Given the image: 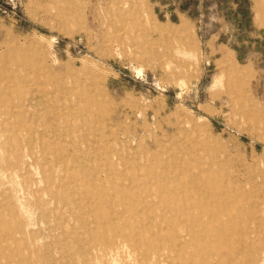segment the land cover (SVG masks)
<instances>
[{
    "label": "rangeland",
    "instance_id": "rangeland-1",
    "mask_svg": "<svg viewBox=\"0 0 264 264\" xmlns=\"http://www.w3.org/2000/svg\"><path fill=\"white\" fill-rule=\"evenodd\" d=\"M263 235L264 0H0V264H264Z\"/></svg>",
    "mask_w": 264,
    "mask_h": 264
},
{
    "label": "bare ground",
    "instance_id": "bare-ground-1",
    "mask_svg": "<svg viewBox=\"0 0 264 264\" xmlns=\"http://www.w3.org/2000/svg\"><path fill=\"white\" fill-rule=\"evenodd\" d=\"M7 62V61H6ZM5 65V64H4ZM39 76V75H38ZM40 77V76H39ZM39 80H40V78H39ZM21 81V80H20ZM41 84H42V82H41ZM53 85H56V84H53ZM39 87V86H38ZM55 91V90H54ZM199 117V116H198ZM200 119V118H199ZM209 119V118H208ZM202 123V122H201ZM206 125H208V124H206ZM96 137V136H95ZM87 151V150H86ZM186 164V163H185ZM163 165H166V164H163ZM162 166V165H161ZM169 166V165H168ZM171 167V166H170ZM173 167V166H172ZM176 167V166H175ZM215 167V166H214ZM213 167V168H214ZM167 168H169V167H167ZM198 169V168H197ZM112 170V169H111ZM169 170H170V168H169ZM200 170V172H201V169H199ZM79 171V170H78ZM157 171V170H156ZM170 172V171H169ZM174 172V171H173ZM152 173V172H151ZM79 174V173H78ZM167 174H169V173H167ZM193 174H195V173H193ZM96 175V174H95ZM165 175H163V178H165L164 177ZM196 176H198V174H196ZM92 177H93V175H92ZM95 177V176H94ZM102 178V177H101ZM227 181V180H226ZM206 182V181H205ZM169 183H171V182H169ZM130 184V183H129ZM157 184V183H156ZM123 185V184H122ZM162 185H164V184H162ZM171 185V184H170ZM103 186H105L104 184H103ZM236 185H234V187H235ZM103 190V189H102ZM131 190V189H130ZM205 190V189H204ZM212 190V189H211ZM122 191H123V189H122ZM121 191V192H122ZM172 191V190H171ZM202 191H203V189H202ZM92 193V192H91ZM162 193V192H161ZM217 193V192H216ZM219 194V193H218ZM125 195V194H124ZM229 195V194H228ZM91 196V195H90ZM110 196V195H109ZM76 197V196H75ZM94 197V196H93ZM91 198V197H90ZM111 200V199H110ZM115 200V199H114ZM208 200V199H207ZM109 201V200H108ZM212 201V200H211ZM88 203V202H87ZM117 203V202H116ZM188 205H189V203H188ZM89 206V205H88ZM89 208V207H88ZM190 208H191V206H190ZM90 209V208H89ZM188 209H189V206H188ZM118 210V209H117ZM92 211V210H91ZM146 211H148V210H146ZM90 212V211H89ZM188 213V212H187ZM100 214V213H99ZM153 215V214H152ZM172 215H173V213H172ZM188 215H192V214H188ZM251 216V215H250ZM258 216H260V215H258ZM257 216V217H258ZM118 217V216H117ZM151 217H153V216H151ZM262 217H263V215H262ZM176 218H177V222H178V230H175L174 231V234L175 235H177L178 233H179V231L181 230L182 232H184V234H187V235H189L190 234V232L189 231H187V228H185V227H182V221H181V218H182V215H180V217H177V215H176ZM96 219V218H95ZM136 221V220H135ZM154 221V220H153ZM257 222V221H256ZM104 223H105V221H104ZM104 225V224H103ZM244 226H245V224H244ZM14 229V228H13ZM261 231V230H260ZM73 233V232H72ZM74 234V233H73ZM80 235V234H79ZM82 235V234H81ZM179 236V235H178ZM264 236V235H263ZM82 237V236H81ZM4 238V237H3ZM68 238H69V236H68ZM78 238H79V236H78ZM92 238V237H91ZM80 239V238H79ZM14 240V239H13ZM12 240V241H13ZM83 240V239H82ZM11 242V241H10ZM96 243V242H95ZM244 243V242H243ZM83 244H84V241H83ZM87 244V243H86ZM244 245V244H243ZM85 246V245H84ZM88 246V245H87ZM239 246V245H238ZM7 247V246H6ZM3 252V251H2ZM4 253V252H3ZM225 253V252H224ZM234 259V258H233ZM249 259V258H248ZM228 260H229V258H228ZM246 260V259H245ZM230 261V260H229ZM115 263V262H114ZM120 264V263H119Z\"/></svg>",
    "mask_w": 264,
    "mask_h": 264
}]
</instances>
